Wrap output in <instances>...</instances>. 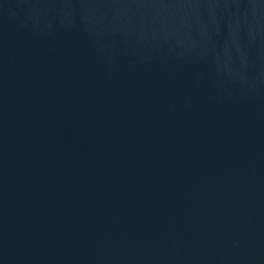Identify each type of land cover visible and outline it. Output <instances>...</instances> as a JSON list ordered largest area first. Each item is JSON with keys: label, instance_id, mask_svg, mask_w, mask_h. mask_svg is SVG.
Returning a JSON list of instances; mask_svg holds the SVG:
<instances>
[{"label": "water", "instance_id": "95a60500", "mask_svg": "<svg viewBox=\"0 0 264 264\" xmlns=\"http://www.w3.org/2000/svg\"><path fill=\"white\" fill-rule=\"evenodd\" d=\"M0 264H264V0H0Z\"/></svg>", "mask_w": 264, "mask_h": 264}]
</instances>
